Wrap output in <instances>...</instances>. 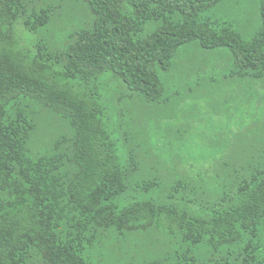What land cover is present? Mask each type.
<instances>
[{"label":"trees","instance_id":"trees-1","mask_svg":"<svg viewBox=\"0 0 264 264\" xmlns=\"http://www.w3.org/2000/svg\"><path fill=\"white\" fill-rule=\"evenodd\" d=\"M223 2L0 0V264H264V147L191 160L170 140L161 74L184 47L229 49L225 88L264 106V0L251 39Z\"/></svg>","mask_w":264,"mask_h":264},{"label":"rangeland","instance_id":"rangeland-1","mask_svg":"<svg viewBox=\"0 0 264 264\" xmlns=\"http://www.w3.org/2000/svg\"><path fill=\"white\" fill-rule=\"evenodd\" d=\"M259 2L224 0L212 13L218 20L233 24L245 38L251 39L261 27ZM232 58L227 48L211 53L195 45L187 46L180 50L175 61L185 69L180 67V71L161 74L168 92L179 93L174 99L176 119L173 124L181 139L173 136L170 140L175 146H183L187 150L184 156L187 159L249 156V152L240 149L241 142H253L259 148L264 147V106L259 107L255 100L253 106L249 105L251 96L246 92L242 97V93L235 88L230 93L225 88V75L230 74ZM192 59L201 62L199 74L191 71L188 65ZM108 82L106 89H110L112 95L117 97L126 93L120 82ZM157 116L161 120L159 114ZM157 135V140L163 142L164 133L159 131ZM151 238L143 235L130 243L140 252V263L150 258L148 247ZM122 244L126 247V241ZM119 259V256H114L115 264H126V258L121 263Z\"/></svg>","mask_w":264,"mask_h":264}]
</instances>
